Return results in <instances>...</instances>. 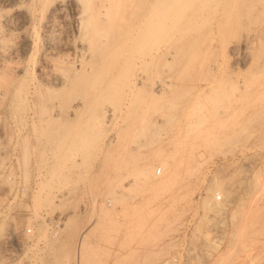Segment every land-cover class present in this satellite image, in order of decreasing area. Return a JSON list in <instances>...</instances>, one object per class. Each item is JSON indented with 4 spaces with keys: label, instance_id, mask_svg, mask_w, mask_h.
Here are the masks:
<instances>
[{
    "label": "rangeland",
    "instance_id": "rangeland-1",
    "mask_svg": "<svg viewBox=\"0 0 264 264\" xmlns=\"http://www.w3.org/2000/svg\"><path fill=\"white\" fill-rule=\"evenodd\" d=\"M237 1L233 10L226 6V25L233 30L226 31L223 22V37L251 35L247 48L240 44L236 51L214 54L202 45L194 58L197 67L224 65L218 73L187 67L178 57L160 74L173 82L172 90L158 93V76L139 64L134 70L141 78L138 86L119 91L114 111L109 104L96 109L99 123L88 121L81 108L69 119L65 113L55 120L29 117L35 126L28 118L23 127L4 99L0 264H264V0ZM0 7L13 13L8 0H0ZM245 7L251 11L243 14ZM236 13L244 21L249 15L240 30L231 26ZM56 20L48 33L40 20L13 19L10 42H0V75L19 76L21 67L28 78L59 87L60 78L46 70L72 54L79 38L68 10L57 13ZM206 27L199 29L201 40ZM22 33L34 34L33 41L22 44ZM212 78H219L217 88H197ZM44 110L50 112V105ZM39 129L45 134L36 133ZM155 156L167 161V172ZM155 170L153 179L149 175Z\"/></svg>",
    "mask_w": 264,
    "mask_h": 264
},
{
    "label": "bare ground",
    "instance_id": "bare-ground-1",
    "mask_svg": "<svg viewBox=\"0 0 264 264\" xmlns=\"http://www.w3.org/2000/svg\"><path fill=\"white\" fill-rule=\"evenodd\" d=\"M8 1L10 2V5L13 7L12 8L13 13L11 15L4 12L2 7H0V42L2 44L7 43V41H9L11 32L10 29L8 28L9 27L8 25L13 19H15V21L22 20L21 22L25 24H31V23L34 24L36 23L35 21L40 20L43 23L42 26H44L46 28V31L50 33L53 31V29H55V26L58 24L56 20L57 13H61L62 11L66 12V10L70 12L72 24L75 26L74 28L77 29V34L75 39H77V37L79 38L78 40L79 42L77 44L76 43H73V45L71 44L73 48L72 54H67L64 57H61L59 61L60 63L56 61L51 63V67L49 66L50 67L49 70H46L47 68L45 69L48 72V73L45 72L46 74H52V76L54 75V77L60 78L61 82L59 87H54L48 84H41L40 82H38V80L34 78H28L26 75L27 74L26 70H24V68L22 69L21 67H19V71H21L22 74L21 75L19 74V76L12 77L11 72L9 75L5 73L0 75V90H2V96L0 97V105L3 103L4 99L7 98L9 104L8 106H10V108L12 109L11 112H13L15 115V116L13 115V117L17 118L18 122L20 121L19 124H24L25 126L23 127H27V123H28L27 120L29 117L31 118L36 117L37 119L46 118L47 120H55L61 114L65 113V115L68 116L69 119L70 113L73 114L74 116L78 115L79 109L81 108L85 109V113H86L85 115H87L88 119H90L88 121L95 122L97 120L96 122H98L99 118L98 115L96 114V109L100 110L102 109L103 106H105V104H109V106L111 105L110 107H112V110L114 111L117 108L116 98L118 96L119 91L125 85L128 86L129 88H136L138 86V82L141 78H138L134 75V70L139 64L149 65V69L151 71H154L158 76L157 79L155 78L156 84L154 91L158 93H165L167 91H171L172 90L171 88L173 87L174 84L171 80L162 78L160 74L163 71H169L171 69L170 63L175 58L178 57L181 59L184 58L186 60L187 67H190V65L191 66L194 65L196 55L198 53H201L202 49L200 47L202 45H204L203 46L204 50L209 49L212 51V53L215 52L214 54H217L216 52L224 53V51L225 52L236 51L239 48V46L241 47V45H243L244 48L246 49L247 48L246 44H248V42L252 40L251 35L248 34H246L242 39L232 38V40L230 39L229 41H226V39L223 37L226 35L223 34L222 23L223 22L225 23L224 27L227 26V28H225L226 31L229 27V25H226L227 23L229 24V22L226 20V18H228L226 16V12H227L226 6H228L227 9H229V6L230 9H232L231 5L234 8L233 4H235L237 0H8ZM244 4L246 5L247 3L244 2ZM239 9L242 8L239 7ZM239 9L237 13L239 12ZM244 10H243V14L244 12H246V10L249 9L248 8L246 9L245 7ZM249 11L247 12V14H250ZM237 13L236 15L234 14L235 16L233 18L235 19V23L234 24L231 23V26L234 25V27L235 26L237 27V28L235 27L236 29L233 27L234 30H237L239 28L238 26L249 21L248 20L249 15L248 16L247 14L244 15L243 18H245L246 16L245 18L246 21H244V19H241L242 17L241 18L239 17L242 16L243 14L241 15L239 14V16H237ZM228 16L230 15L228 14ZM225 20L227 21V23ZM202 25L207 26L206 27L207 30H205L206 33L203 39L201 40L200 39L201 30L199 31V29ZM231 28H229L228 31L233 30ZM240 29L242 28L240 27L239 30ZM202 30L204 31V27ZM231 34H233V32ZM33 35L28 33H22L21 34L22 44L25 45L26 42L28 43V41L30 40L33 41ZM68 39H66V41ZM229 52L228 54H230ZM202 54L204 55V53ZM244 56H246V53ZM200 61L202 62V60H199V62ZM204 64L201 65L199 64L198 67L194 65V67L196 66V68L199 69L201 72L218 73L220 70H222V67L224 66V65L220 66L221 64L216 65L214 63L208 65L207 64L204 65ZM12 67L18 68L17 66L16 67L12 66ZM68 68L69 69L72 68L73 71L72 74L68 73L69 70ZM41 72H42L41 74L44 73L43 71ZM89 76H92V78L89 79ZM178 79L179 82L183 80V78H178ZM218 79L215 78H212L211 80L209 79L205 83L204 87L198 85L197 88H199L200 90H209V91L214 90L219 85ZM46 105H50L51 107V111L47 112V114H45L46 112L44 110V107H46ZM88 106L93 108L89 111V114H88ZM54 109H56L57 111L55 112ZM81 112L83 111L81 110ZM31 118H29V120ZM71 121H70L71 125L72 124L77 125L76 123L77 121L74 120L75 123ZM31 124L32 127L35 126L34 119H31ZM20 126L22 127V125ZM31 126H28V128ZM37 127H35L34 130L37 129ZM64 128L66 127L64 126ZM75 128H77V126ZM88 128H90V125L88 126ZM74 129L69 130V132L70 131L74 132L75 131ZM34 130H31V133ZM2 131H4V127L1 128L0 132ZM16 131L18 135L21 133L20 128L17 129ZM40 131L41 130L39 129V132L36 131V133L45 134V133H41ZM55 131L57 132V130ZM65 131H68V129H66ZM4 132L2 134H4ZM92 132H95V130ZM79 133H80L79 131L76 132L77 135H79ZM82 133L84 134V131ZM83 139L85 138L83 137ZM72 144L70 145L72 146ZM86 145L88 146L87 143ZM24 147L26 149V146ZM77 148H79L78 145ZM51 149L49 152H51ZM55 152H53L52 156L54 155ZM60 152L61 151H59V153ZM152 159L158 162L160 166L164 168L165 172L169 170V166L166 160L158 156H155ZM58 167L59 166H57V168ZM51 174L52 176L54 175L53 173H49L50 179L52 177ZM149 176H151V178L153 179H156V170L155 172L151 173ZM150 180L151 179H149V181ZM56 181H60V180H56ZM216 198H221V195L219 193H216Z\"/></svg>",
    "mask_w": 264,
    "mask_h": 264
},
{
    "label": "built area",
    "instance_id": "built-area-1",
    "mask_svg": "<svg viewBox=\"0 0 264 264\" xmlns=\"http://www.w3.org/2000/svg\"><path fill=\"white\" fill-rule=\"evenodd\" d=\"M160 171V169H158V172ZM58 223H54L53 225H52V227L54 228V231H53V236H57V227H58Z\"/></svg>",
    "mask_w": 264,
    "mask_h": 264
}]
</instances>
